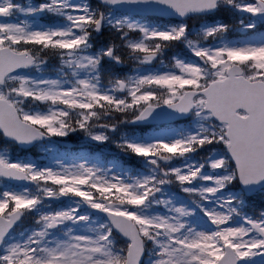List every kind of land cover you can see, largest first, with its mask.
I'll return each mask as SVG.
<instances>
[{
  "label": "snow or ice",
  "instance_id": "snow-or-ice-1",
  "mask_svg": "<svg viewBox=\"0 0 264 264\" xmlns=\"http://www.w3.org/2000/svg\"><path fill=\"white\" fill-rule=\"evenodd\" d=\"M0 264H264V0H0Z\"/></svg>",
  "mask_w": 264,
  "mask_h": 264
}]
</instances>
